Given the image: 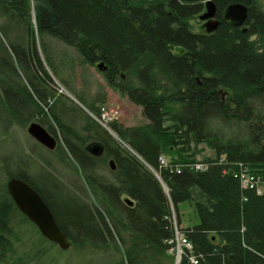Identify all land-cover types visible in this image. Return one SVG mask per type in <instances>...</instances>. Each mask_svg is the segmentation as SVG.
Returning a JSON list of instances; mask_svg holds the SVG:
<instances>
[{
  "label": "trees",
  "instance_id": "obj_1",
  "mask_svg": "<svg viewBox=\"0 0 264 264\" xmlns=\"http://www.w3.org/2000/svg\"><path fill=\"white\" fill-rule=\"evenodd\" d=\"M205 1L0 0V128L7 133L33 119L48 129V118L58 123L61 140L49 152L79 175L82 187L72 189L32 149L42 174L6 172L39 192L70 246L111 248L119 255L114 264H175L166 242L174 235L171 215L179 226V204L191 200L197 222L180 229L202 253L198 264H264V191L242 190L228 166L243 162L264 181V11L258 0H213L219 25L212 33L193 31L191 20ZM235 2L248 6L246 32L223 18ZM52 40L72 47L80 64L96 66L107 86L141 107L146 122L111 123L137 155L57 92L54 77L69 85L64 72L72 56L54 53ZM70 88L90 112L107 101L100 84L93 96ZM67 111L78 119L81 114L79 128L61 117ZM192 141L214 150V157L202 159L207 168L177 173L159 167L164 154L176 157L169 163L198 161ZM93 144L103 147L102 155L88 151ZM178 146L184 152H176ZM62 187L72 198L65 204L58 198ZM20 223L30 221L5 184L0 264H24L15 251ZM35 241L34 257L49 251L41 234ZM178 264L191 263L182 257Z\"/></svg>",
  "mask_w": 264,
  "mask_h": 264
},
{
  "label": "rangeland",
  "instance_id": "obj_2",
  "mask_svg": "<svg viewBox=\"0 0 264 264\" xmlns=\"http://www.w3.org/2000/svg\"><path fill=\"white\" fill-rule=\"evenodd\" d=\"M258 1L261 5V9L264 11V0H258ZM197 19L191 20V23L193 24V31L201 30L200 28L201 25L200 23L197 22L198 21ZM52 44L54 49H56L54 50V53L57 52L66 53V55H69L71 57L74 52V49L72 47L66 46L60 41L52 40ZM71 62L73 64L71 66V68L73 67V70L71 76H69V79L71 81L73 91L75 90L77 93L83 96H88V95L93 96V93L98 88V84H100L105 88L107 92V101L106 103H103L101 106H105L110 112H113L115 114L116 120L127 126L138 125L146 122L145 118L141 113V107L133 104L125 96H122L117 91L107 86L96 66L79 64L78 60L74 58L71 59ZM56 81L57 84L61 85V81L57 79ZM64 94L68 97L71 96L72 98L76 99V97L68 90ZM74 103L76 104V106H78V109L80 110V113L82 115L83 112L84 113L87 112L85 106L81 107L76 102ZM81 114H79V119H78L76 118L75 115H72V113L68 111L64 115L63 119L65 122L75 126L76 128H79L82 120ZM32 121L38 122L41 125H43L37 119H33L27 122V124L23 127L15 126V125L11 126L8 129L7 133H4L3 130L0 128V192L2 191V188H4V185L6 184L7 180L9 179V175L6 172V169H10L14 171L17 170H27L28 172L31 171L30 173H33L35 175L37 174L36 177H38L40 174L43 173L42 168H44V166L42 164H39V162L33 164L30 158V156L32 155L31 149L36 153L39 152L38 154L40 155V157L48 161L49 168H51L52 171H54L63 182L68 181L67 183H69V185L72 186V189H74L73 187H77V188L79 187L81 189L82 183L79 178V175L78 174L75 175V173H70L69 168H66L65 164H63L54 154L50 153L49 149L39 144L35 139H33L28 134L27 127L29 123ZM110 134L113 137L115 136V133L112 130ZM56 135H57L55 136L56 140L57 139L60 140L61 132L57 131ZM179 148L180 146L176 147L175 151L184 152L179 150ZM189 148H191L190 151H195L194 154L196 153L195 158L198 161L192 163L193 169L198 168L196 170H203L204 168L208 167V165L206 166L207 163L202 161L204 157L212 158L215 156L214 150L209 146H207L204 142L195 144L194 141H192L191 144L189 145ZM163 156H165L167 160L170 159V156H171V160L176 158V157L173 158L172 154L169 155L164 154ZM180 156L184 157L185 155L181 154L178 155L177 157L181 158ZM106 164L110 165V167L113 169V164L111 159L106 160ZM195 164H200V165L198 167H195L194 166ZM247 168H249L248 165ZM241 189L243 190V188ZM62 194H65L66 196V190H64ZM126 200H128L130 203L132 202L128 197L126 198ZM61 201L63 204L68 203L66 199H63ZM183 206L185 207L184 208L181 207V208H183L187 212L186 214L184 213L185 215L184 221L186 222L189 219V222L191 223L193 221L194 216L195 217L197 216L194 203L193 201L189 200ZM18 219L20 218L18 217ZM171 220L175 232V228L177 225L176 222L173 221L172 215H171ZM17 231L18 233H20L19 234L20 240L19 241L17 240L15 242L16 256L18 258H21L24 264H114V261L119 257V255L116 252H114V250L111 248H108L106 250L105 249L91 250L90 248L86 250H82L76 246H69L68 249L62 250L56 244L49 245L50 242L49 243L41 242V244H43V247L45 248L48 247L49 251H45L42 254L40 253V257L38 259H35L34 257L35 244L39 242V241H35V239H38V235L40 234H37L35 229L28 223L27 224L20 223ZM31 239H34L33 251H31ZM169 251L173 254V257L176 259L177 254L176 253L174 254V252H172L171 250ZM182 257H185L187 259V256L185 255H181V258ZM199 259L200 260L198 263L200 262L202 263L203 257L202 258L199 257Z\"/></svg>",
  "mask_w": 264,
  "mask_h": 264
},
{
  "label": "water",
  "instance_id": "obj_3",
  "mask_svg": "<svg viewBox=\"0 0 264 264\" xmlns=\"http://www.w3.org/2000/svg\"><path fill=\"white\" fill-rule=\"evenodd\" d=\"M248 6L244 3L236 2L227 5L223 11V18L237 27L247 18ZM198 18L205 19V29L210 32L215 30L220 21L216 18V6L213 0L204 2V10ZM102 63L97 67L101 68ZM222 92V91H221ZM224 92H222V96ZM28 134L39 144L49 150L55 148L57 140L51 135L45 126L32 121L27 127ZM88 151L93 155H100L103 147L98 144L87 146ZM6 188L11 198L17 203L19 210L38 228L40 234L48 241L55 243L60 249L66 250L70 243L68 237L60 230L56 219L47 202L28 182L19 177H10L6 182ZM178 261L175 259V264Z\"/></svg>",
  "mask_w": 264,
  "mask_h": 264
},
{
  "label": "bare ground",
  "instance_id": "obj_4",
  "mask_svg": "<svg viewBox=\"0 0 264 264\" xmlns=\"http://www.w3.org/2000/svg\"><path fill=\"white\" fill-rule=\"evenodd\" d=\"M236 3V2H235ZM241 3V2H240ZM198 21V23H200V27H201V29L202 30H204L206 33H212V32H214L215 30H212V31H210V32H208V31H206V29H205V26H204V23H205V19H200V18H198L197 19ZM237 27H239V28H241L242 30H243V32H246V25H245V22H243L240 26H237ZM235 42H238V40H235ZM77 59V55H73L72 57H71V59ZM69 60V59H68ZM67 60V62H66V64H65V72H64V79H65V81H68L69 82V85H67V84H65L64 82H61V85L60 84H57V81H56V79L54 78V81H55V84H56V90H57V92L58 93H65V92H67V90L69 91V92H71L70 91V86H72V84H71V81H70V79H69V76H71V73H72V70H73V67L71 68V66L73 65L72 64V62H69ZM79 63V62H78ZM80 64V63H79ZM69 98L72 100V101H74V102H76L78 105H80L81 107H83V105L78 101V100H76L75 98H72L71 96H69ZM52 100L51 99H48V102H51ZM68 112V111H67ZM67 112H64L62 115H61V117L63 118L64 117V115L67 113ZM92 114H94V112H91ZM90 118L91 119H93L91 116H90ZM94 120V119H93ZM47 123H48V125L50 124V129H48V128H46L47 129V131L51 134V135H53V136H55L56 135V133H57V131H60L59 130V128H60V125L58 124V123H56V122H54V121H52L50 118H48V120H47ZM44 126V125H43ZM56 129H57V131H56ZM52 130H53V132L54 133H52ZM57 136V135H56ZM115 138H116V141L119 143L120 142V144H122L124 147H126V148H128V150H130L133 154H135V155H137V153L134 151V150H132L131 148H129V146H127L123 141H121V139L118 137V136H116V134H115V136H114ZM59 139H57V143H59V141H58ZM61 140V139H60ZM36 153V152H35ZM39 153V152H38ZM38 153H36L38 156H39V154ZM160 156H162V157H164L165 158V156H163V155H160ZM159 156V157H160ZM159 157H158V159H159ZM32 160V159H31ZM165 160L167 161V163H168V165H164V164H162L160 161H158L159 162V167H164V168H168L170 171H176L177 173H179L183 168H185V167H188V168H191V169H193V167H191L189 164H192V163H181V162H173V163H169V161L165 158ZM32 162H33V164H35V161L34 160H32ZM205 163H207V165H208V162H205ZM46 164V163H45ZM46 166L47 167H49L48 166V164H46ZM228 166H232V168L234 169V170H239V169H241V168H244V167H246L247 165L245 164V163H243V162H240V161H234V162H229V165ZM233 170V171H234ZM250 170V169H249ZM23 171H26V172H28L27 170H23ZM225 171H227L226 169H224L223 170V173H225ZM232 171V172H233ZM31 172V171H30ZM154 172V174L156 175V177L161 181V183L163 184V182H162V180H161V178H160V176L157 174L158 172L157 171H153ZM251 172V171H250ZM31 174H33V173H31ZM252 175L257 179V186H256V188H254L253 189V191L256 193V194H261L263 191H264V181H263V178H262V176L260 175V174H258V173H255V172H252ZM24 180V179H23ZM237 180V179H236ZM26 181V180H25ZM27 182V181H26ZM239 183V182H238ZM240 186V185H239ZM262 188V192L261 193H258L259 192V190ZM243 190H246V189H243ZM60 191L63 193V191H64V188L62 187L61 189H60ZM11 197V196H10ZM58 198L60 199V200H63V199H66V201L67 202H69V201H72V198H70V197H68V196H65V194H60L59 196H58ZM244 199H245V197H244ZM13 200V199H12ZM189 201V200H188ZM188 201H184V202H188ZM13 202H14V204H15V206H16V208L19 210V207H18V205H17V203L13 200ZM183 203V202H182ZM51 209V208H50ZM179 210H180V204H179ZM20 211V210H19ZM21 212V211H20ZM22 213V212H21ZM23 214V213H22ZM24 215V214H23ZM25 216V215H24ZM26 217V216H25ZM27 218V217H26ZM28 219V218H27ZM172 219H173V221L174 222H176V217H175V214H174V212H172ZM179 219H180V227L177 225L176 226V228H175V230L177 231V232H182V230L180 229V228H182V227H186V226H182V223H181V217H180V213H179ZM29 220V219H28ZM30 221V220H29ZM30 223H32V221H30ZM30 223H28V224H30ZM177 223V222H176ZM33 224V223H32ZM31 225V224H30ZM32 226V225H31ZM59 226V225H58ZM36 227V226H35ZM37 228V227H36ZM59 228H60V226H59ZM37 230H38V228H37ZM60 230L62 231V229L60 228ZM39 231V230H38ZM63 232V231H62ZM40 233V232H39ZM64 233V232H63ZM64 235L65 236H67L65 233H64ZM42 236V235H41ZM173 237V236H172ZM171 237V238H172ZM46 239V238H45ZM170 239V238H169ZM50 242V241H49ZM53 243V242H52ZM55 244V243H54ZM45 252V249H42L41 250V253H44ZM40 257V253H37V255L35 256V259H38ZM202 258V257H201ZM181 260V259H180ZM179 260V261H180ZM179 261H178V263H179ZM187 261L189 262V263H191V264H195L189 257L187 258ZM177 263V264H178ZM213 264H226V262H225V260H221L220 262H218V263H216V262H214Z\"/></svg>",
  "mask_w": 264,
  "mask_h": 264
},
{
  "label": "built area",
  "instance_id": "obj_5",
  "mask_svg": "<svg viewBox=\"0 0 264 264\" xmlns=\"http://www.w3.org/2000/svg\"><path fill=\"white\" fill-rule=\"evenodd\" d=\"M89 114L98 125H100L108 132H111V122L115 119V114L113 112H110L105 106H102L98 113L92 114L91 112H89ZM159 161L164 165H168L167 161L162 156L159 157ZM189 165L192 167V164ZM199 165L200 164H195L194 166L198 167ZM232 176L237 179L239 185L243 189L253 190L257 186L258 181L252 175V172H250L247 166L239 170H234L232 172ZM261 192L262 188L258 193ZM167 242L171 245L170 250L174 252V254H177L176 257L178 260L181 259V255H185L187 256V258L189 257L195 264H198L200 260L199 257H203L201 252L195 251L193 243L182 232H177L175 230L173 237L167 240Z\"/></svg>",
  "mask_w": 264,
  "mask_h": 264
},
{
  "label": "crops",
  "instance_id": "obj_6",
  "mask_svg": "<svg viewBox=\"0 0 264 264\" xmlns=\"http://www.w3.org/2000/svg\"><path fill=\"white\" fill-rule=\"evenodd\" d=\"M185 203L186 202L180 203L179 213H180V217H181V223H182V226H191L197 222L198 218H197V216L196 217L194 216L193 221L191 223L189 222V219L186 222L184 221L185 220L184 219V217H185L184 213L185 214L187 213L186 210L183 209L185 207V206H183ZM181 207H183V208H181ZM182 209H183V212H182Z\"/></svg>",
  "mask_w": 264,
  "mask_h": 264
},
{
  "label": "flooded vegetation",
  "instance_id": "obj_7",
  "mask_svg": "<svg viewBox=\"0 0 264 264\" xmlns=\"http://www.w3.org/2000/svg\"><path fill=\"white\" fill-rule=\"evenodd\" d=\"M217 18V17H216ZM218 19V18H217Z\"/></svg>",
  "mask_w": 264,
  "mask_h": 264
}]
</instances>
